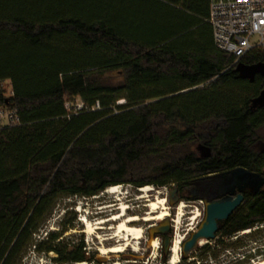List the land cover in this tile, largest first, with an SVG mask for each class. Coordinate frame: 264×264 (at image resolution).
Wrapping results in <instances>:
<instances>
[{
  "label": "trees",
  "instance_id": "trees-1",
  "mask_svg": "<svg viewBox=\"0 0 264 264\" xmlns=\"http://www.w3.org/2000/svg\"><path fill=\"white\" fill-rule=\"evenodd\" d=\"M208 17L209 0H0V81L12 86L0 108L19 118L0 129V264L31 249L96 262L83 240L34 237L59 196L193 189L239 166L264 175V107H251L264 76H239ZM115 71L121 82L104 79ZM244 195L217 238L177 264H249L242 250L264 237V186Z\"/></svg>",
  "mask_w": 264,
  "mask_h": 264
},
{
  "label": "rangeland",
  "instance_id": "rangeland-1",
  "mask_svg": "<svg viewBox=\"0 0 264 264\" xmlns=\"http://www.w3.org/2000/svg\"><path fill=\"white\" fill-rule=\"evenodd\" d=\"M104 79L113 83H118L123 80V77L120 73L115 71L105 74ZM0 88L4 91L6 96L12 94V86L9 80L0 81ZM77 102H79V98H77ZM72 106L71 99L68 98L67 107L72 109ZM114 186H120L121 193H108L107 189L112 187L110 186L94 196H59L55 199L51 211L46 216V220L41 224L40 229L34 234V237L42 239L43 237H48L50 234L57 232L64 242H79L83 240L86 244L87 257L96 260L98 256L103 255L100 253L99 248L123 243L119 238L123 236V233L116 230L117 222L111 218L119 214V207L125 204L127 206L126 215L138 217V221L135 222L134 225L144 229L143 237L140 239H131L123 252H110L104 254L108 260L103 264H130L129 262L136 264H164L163 257L168 255L169 260L167 264H172L170 262V251L168 255L163 251L164 235L151 234L149 232L152 226L159 223L155 217L158 216L160 211L150 212V202L156 201V199L166 198L170 213L168 217L171 219L169 236L172 240L179 237L185 240L190 237L192 232L196 231L201 226L205 218L206 202L198 197L194 200L190 198L179 199L172 203L170 201V193L176 184L162 187L152 184L142 186V188H153L146 194L140 190V187H136L132 184H118ZM188 195L189 194H186V196ZM180 203L185 204L182 210H179ZM195 212H199V216L194 217ZM146 217H149V219L145 220L144 218ZM87 220H89L93 226H97V229H95L92 234L86 231ZM242 251L253 255L249 264H254L264 259V237H254L250 241V244ZM53 257H55L54 253H37L31 249L25 254L21 264L81 263H57L53 260ZM82 263L99 264L97 261L94 263L83 261ZM219 264H223V261Z\"/></svg>",
  "mask_w": 264,
  "mask_h": 264
},
{
  "label": "water",
  "instance_id": "water-1",
  "mask_svg": "<svg viewBox=\"0 0 264 264\" xmlns=\"http://www.w3.org/2000/svg\"><path fill=\"white\" fill-rule=\"evenodd\" d=\"M235 71L238 72L241 78L253 81L257 74L264 76V62L247 65L239 62L235 66ZM252 109L264 107V89L258 96L252 99ZM206 153L210 154V150L206 149ZM210 180L206 184H211L212 187H218L225 196L219 199H214L211 196H202L206 202L205 218L201 226L190 234V237L181 242V254L185 258H189L199 246L204 242L208 243L210 240L217 238V233L220 228V222L226 221L232 213L244 202L246 190L252 193H257L264 186V175L257 171H251L245 167L239 166L222 173L212 174ZM198 184H201L200 182ZM177 188L171 190L170 201L172 203L178 201L174 198ZM238 193L236 194V192ZM217 192V191H216ZM201 198V197H200ZM171 228V219L166 217L159 221L157 225L149 229L151 234L164 235L163 237V251L169 254L172 247V238L168 235ZM108 260L104 255L98 256L96 261L103 264Z\"/></svg>",
  "mask_w": 264,
  "mask_h": 264
},
{
  "label": "built area",
  "instance_id": "built-area-1",
  "mask_svg": "<svg viewBox=\"0 0 264 264\" xmlns=\"http://www.w3.org/2000/svg\"><path fill=\"white\" fill-rule=\"evenodd\" d=\"M208 22L216 46L235 57L233 65L251 52L264 53V0H209ZM71 102L73 111L84 107L80 99ZM18 122L15 110L0 108V129Z\"/></svg>",
  "mask_w": 264,
  "mask_h": 264
},
{
  "label": "bare ground",
  "instance_id": "bare-ground-1",
  "mask_svg": "<svg viewBox=\"0 0 264 264\" xmlns=\"http://www.w3.org/2000/svg\"><path fill=\"white\" fill-rule=\"evenodd\" d=\"M152 187H143L140 190L144 192L145 194L149 191H151ZM108 193H121V187L120 186H112L109 189H107ZM144 196V195H143ZM141 196V197H143ZM185 206L184 203H180L179 210H182ZM120 213L117 215H114L111 219L117 222L116 230L118 232L123 233V236L119 237L123 243L115 244L110 247H101L99 248V251L101 254H107V253H119L123 252L126 248V246L130 243L129 241L131 239H140L143 237L144 229L140 226L134 225L135 222L138 221V217H131L126 215L127 206L125 204H122L119 207ZM149 210L150 212L153 211H159L158 216L155 217L158 221H162L166 217L169 216V208L166 202V198H160L156 199V201H152L149 204ZM126 215V216H125ZM199 216V212L194 213V217ZM145 220L149 219V217L144 218ZM178 221V220H176ZM104 223V222H103ZM95 229H97V226H93L89 220L86 221V231L90 234H92ZM183 238H175L172 242V247L170 250V262L172 264H177L180 261V254H181V241ZM80 264H83L82 262ZM254 264H264V259H261L260 261L254 263Z\"/></svg>",
  "mask_w": 264,
  "mask_h": 264
},
{
  "label": "flooded vegetation",
  "instance_id": "flooded-vegetation-1",
  "mask_svg": "<svg viewBox=\"0 0 264 264\" xmlns=\"http://www.w3.org/2000/svg\"><path fill=\"white\" fill-rule=\"evenodd\" d=\"M200 183L201 184H197L196 186H194L193 189L181 190L179 187L175 186L174 188H177V191L175 192L173 197L178 199L190 198L191 200H194L201 196H211L214 199H219L225 196V194H223L222 191L219 190L217 186H215L214 188L212 187L211 184H206V181H201ZM237 193L238 191L236 192V194ZM186 194L189 195L186 196Z\"/></svg>",
  "mask_w": 264,
  "mask_h": 264
}]
</instances>
